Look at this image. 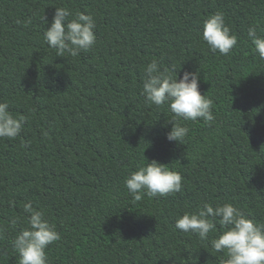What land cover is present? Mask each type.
I'll list each match as a JSON object with an SVG mask.
<instances>
[{"label":"trees","instance_id":"16d2710c","mask_svg":"<svg viewBox=\"0 0 264 264\" xmlns=\"http://www.w3.org/2000/svg\"><path fill=\"white\" fill-rule=\"evenodd\" d=\"M55 7L94 17L89 51L57 56L43 40ZM217 11L237 36L227 55L201 36ZM254 25L264 34V0H0V102L27 117L19 136L0 138V264H19L12 242L28 226V202L60 234L45 249L48 264H223L211 246L218 232L201 240L175 222L205 202H229L264 223ZM153 59L178 78L197 71L213 100L212 122L179 121L189 129L182 144L166 139L176 119L168 104L142 95ZM144 157L179 171L181 191L134 200L125 179Z\"/></svg>","mask_w":264,"mask_h":264},{"label":"clouds","instance_id":"9594fccd","mask_svg":"<svg viewBox=\"0 0 264 264\" xmlns=\"http://www.w3.org/2000/svg\"><path fill=\"white\" fill-rule=\"evenodd\" d=\"M43 20L47 23L44 17ZM95 28L91 14L73 13L67 7H55L50 26L44 30L43 40L56 50L57 56L67 54L76 57L95 45ZM257 28L258 25L250 26L247 36L260 58L264 59V34H258ZM201 36L213 54L219 52L227 55L237 45V36L220 11L203 21ZM176 70L162 69L156 59L151 60L144 67L142 95L148 104H168L176 119L168 120L171 129L166 133V139L182 144L189 129L179 122L181 119L196 121L201 118L207 123L215 117L212 112L213 100L200 92L199 73L184 71L178 78ZM26 120L24 115H13L8 102H0V138L19 136ZM144 159L147 163L139 165L125 179L134 200L140 201L144 195L155 198L181 191L183 177L179 171L154 159ZM23 207L29 214L28 226L21 229L12 242L19 256V264H48L45 249L58 241L60 234L41 211L33 209L30 202ZM175 228L185 233L191 232L201 240H206L210 232H218L211 240V246L215 252L224 254L223 264H264V223L246 216L232 203L224 202L214 207L205 202L196 211H186L180 215Z\"/></svg>","mask_w":264,"mask_h":264}]
</instances>
